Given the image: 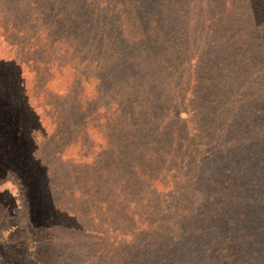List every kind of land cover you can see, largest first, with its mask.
Returning <instances> with one entry per match:
<instances>
[{
    "label": "rangeland",
    "instance_id": "374dc122",
    "mask_svg": "<svg viewBox=\"0 0 264 264\" xmlns=\"http://www.w3.org/2000/svg\"><path fill=\"white\" fill-rule=\"evenodd\" d=\"M0 264H264V0H0Z\"/></svg>",
    "mask_w": 264,
    "mask_h": 264
}]
</instances>
